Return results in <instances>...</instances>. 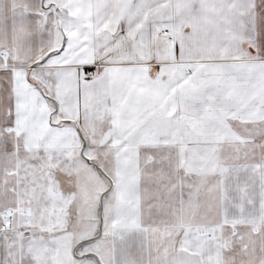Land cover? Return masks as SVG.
Returning <instances> with one entry per match:
<instances>
[{
	"label": "snow or ice",
	"instance_id": "snow-or-ice-1",
	"mask_svg": "<svg viewBox=\"0 0 264 264\" xmlns=\"http://www.w3.org/2000/svg\"><path fill=\"white\" fill-rule=\"evenodd\" d=\"M0 264H264V0H0Z\"/></svg>",
	"mask_w": 264,
	"mask_h": 264
}]
</instances>
